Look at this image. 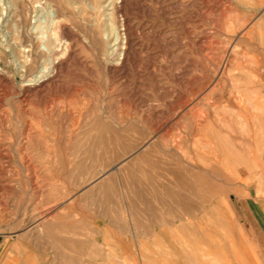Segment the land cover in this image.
<instances>
[{"label":"rangeland","instance_id":"rangeland-1","mask_svg":"<svg viewBox=\"0 0 264 264\" xmlns=\"http://www.w3.org/2000/svg\"><path fill=\"white\" fill-rule=\"evenodd\" d=\"M263 20L264 0H0L2 232L36 252V214L99 218L147 242L151 209L224 197L205 155L264 130Z\"/></svg>","mask_w":264,"mask_h":264},{"label":"crops","instance_id":"crops-1","mask_svg":"<svg viewBox=\"0 0 264 264\" xmlns=\"http://www.w3.org/2000/svg\"><path fill=\"white\" fill-rule=\"evenodd\" d=\"M261 22L257 20L258 27ZM259 132H251L240 149L225 145L223 153H216L220 155H205L224 166L220 171L214 168L202 172L203 181L224 187V197L213 205L204 209L196 206L192 211L184 205L166 211L153 208L146 213L148 223L154 228L160 225L162 237L139 243L135 238L121 239L119 234L105 237L111 227L99 218L91 225L55 222L54 229L46 228L40 225L45 216L36 214V252L26 248L23 239L7 236L2 232L7 227L0 225V264H264V130ZM234 164L240 174L237 189L243 191L237 196L232 192ZM250 166L262 168L254 171ZM47 214L49 223L57 218L56 214ZM134 220L130 216L127 222L132 225ZM116 221L122 222L120 217ZM190 225L198 238L192 239L193 253H185L189 237L185 238L183 231ZM122 246L139 248L126 252Z\"/></svg>","mask_w":264,"mask_h":264},{"label":"bare ground","instance_id":"bare-ground-1","mask_svg":"<svg viewBox=\"0 0 264 264\" xmlns=\"http://www.w3.org/2000/svg\"><path fill=\"white\" fill-rule=\"evenodd\" d=\"M42 7V6H41ZM60 14V13H59ZM56 20H58V16L56 15L55 16V19L52 21V23H53V25H55V27H56V24H57V21ZM66 25V24H65ZM45 33V32H44ZM51 40V44H52V46L54 45V43L52 42V41H54V40H52V39H50ZM27 54V53H26ZM39 67V66H38ZM47 70V69H46ZM49 70V69H48ZM51 70H52V68H51Z\"/></svg>","mask_w":264,"mask_h":264}]
</instances>
